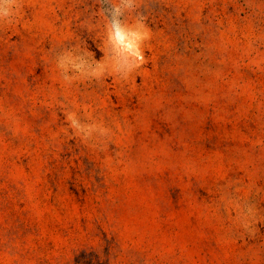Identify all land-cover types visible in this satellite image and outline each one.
<instances>
[{
	"label": "rangeland",
	"instance_id": "rangeland-1",
	"mask_svg": "<svg viewBox=\"0 0 264 264\" xmlns=\"http://www.w3.org/2000/svg\"><path fill=\"white\" fill-rule=\"evenodd\" d=\"M0 10V264H264V0Z\"/></svg>",
	"mask_w": 264,
	"mask_h": 264
},
{
	"label": "clouds",
	"instance_id": "clouds-1",
	"mask_svg": "<svg viewBox=\"0 0 264 264\" xmlns=\"http://www.w3.org/2000/svg\"><path fill=\"white\" fill-rule=\"evenodd\" d=\"M7 2V0H0V4ZM8 15L7 11L0 10V18ZM110 39L113 43L122 47L126 50H130L133 47V40L129 36V34L121 27L120 21L118 18L114 17L112 20V34L110 35Z\"/></svg>",
	"mask_w": 264,
	"mask_h": 264
}]
</instances>
